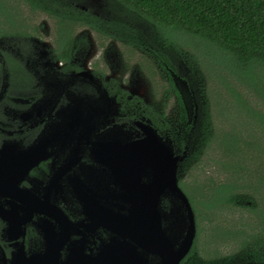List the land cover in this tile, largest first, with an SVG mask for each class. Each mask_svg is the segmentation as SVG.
<instances>
[{
  "label": "flooded vegetation",
  "instance_id": "flooded-vegetation-1",
  "mask_svg": "<svg viewBox=\"0 0 264 264\" xmlns=\"http://www.w3.org/2000/svg\"><path fill=\"white\" fill-rule=\"evenodd\" d=\"M35 25L38 35H0L3 264H46L47 253H54L55 264H109L104 219L110 163L97 158L103 148L97 143H119L126 133L138 140L148 124L175 147L169 136L172 109L144 105L147 96L132 93L137 81L131 77L127 86L118 78L114 71L132 58L117 55L111 46L105 51L111 40L87 35L80 40L76 32L61 50L55 35L49 42L42 38V25ZM99 49L105 55H97ZM170 77L175 80L172 72ZM152 110L154 121L144 115ZM46 222L54 232L51 239L44 233Z\"/></svg>",
  "mask_w": 264,
  "mask_h": 264
},
{
  "label": "trees",
  "instance_id": "trees-1",
  "mask_svg": "<svg viewBox=\"0 0 264 264\" xmlns=\"http://www.w3.org/2000/svg\"><path fill=\"white\" fill-rule=\"evenodd\" d=\"M76 1L0 0V35H38L33 18L41 12L54 21L61 50L80 28L119 43L128 61L140 50L139 69L152 79L162 71L167 75L164 94L173 92L184 121L186 106L170 73L182 79L181 68L186 71L197 117L182 138L169 132L176 149L187 147L178 184L191 204L196 235L186 264H264V141L246 140L243 128L222 133L213 120L209 90L210 63L229 71L237 84L227 83L228 97L217 98V104L231 110L234 121L244 116L264 138V111L255 103L251 108L242 93L248 89L264 104V0H104L105 16L77 7ZM152 112L144 115L154 121ZM214 143L221 145L217 165L228 180L185 181L183 167L187 175Z\"/></svg>",
  "mask_w": 264,
  "mask_h": 264
},
{
  "label": "water",
  "instance_id": "water-1",
  "mask_svg": "<svg viewBox=\"0 0 264 264\" xmlns=\"http://www.w3.org/2000/svg\"><path fill=\"white\" fill-rule=\"evenodd\" d=\"M141 86L136 84L132 93L144 97ZM129 138L126 133L119 143H97L103 147L97 158L110 163L111 189L104 219L110 232L109 264H152L151 256L154 264H180L196 235L191 204L178 184L187 147L176 149L171 139L164 141L148 124L143 125L142 138ZM44 233L53 238L51 224L46 222ZM52 254L47 253L46 264H55Z\"/></svg>",
  "mask_w": 264,
  "mask_h": 264
},
{
  "label": "rangeland",
  "instance_id": "rangeland-1",
  "mask_svg": "<svg viewBox=\"0 0 264 264\" xmlns=\"http://www.w3.org/2000/svg\"><path fill=\"white\" fill-rule=\"evenodd\" d=\"M66 1V0H65ZM21 2V1H20ZM104 0H77L76 6L82 7L84 10L94 12L95 14H101L102 16L107 15L106 12L103 11L102 4ZM22 3V2H21ZM67 3V2H66ZM24 4L22 3L21 6ZM25 12L27 13L26 8H24ZM38 14L34 16L33 18V24H41L42 25V32L43 33V39L48 40L51 42L54 39V21H52L50 18H48L45 14L41 12H37ZM45 27V29H44ZM88 30V31H87ZM77 35L80 37H85V35L89 36L91 40H97V35L95 33L91 32L87 28H80L77 29ZM103 40V39H101ZM103 46H105L104 50L107 51V48L111 46L112 49H114L115 53L118 55L120 52L123 54V47L115 42L110 41V43H106ZM105 51H98L96 53L97 55H105ZM121 57V56H120ZM134 57L130 61V64L128 66L124 67L122 64L121 70H115V74L118 76L121 81H124L127 86L130 84L128 83V80L133 77L137 84L142 85V90L144 91V95L147 96L146 98L148 101L144 105L147 106H153L155 109H158L159 112L166 111L167 107L172 109V120H174L172 131L174 133L175 137L182 138L184 136L185 128L187 127V124L191 123L193 119H195L197 116L195 114V106L193 108V104L196 102L194 94L192 95V92L190 90L189 85L187 84V79H190L187 77L186 71L182 70L181 68V74L184 75L182 79H179L180 77H177L174 73V83L179 90V93L181 94L182 100L186 106V110L188 113L187 119L184 121L180 116L181 113V107L178 105V100L173 95V92H169V94L165 93V87L167 88V82L168 80L167 75L164 74L162 71L161 76L155 77L152 79V77H148L143 73L140 69H138L139 60L140 58ZM124 59V57H123ZM137 60V61H136ZM136 61V62H135ZM186 66V65H185ZM209 75H210V82H209V90H210V100H211V109H212V115L213 120L215 122V126L218 127L219 130H222V133L224 132H230L231 129L234 127L235 130L239 131L243 128L241 134L246 137V140H253L257 138L258 141H264L263 137H260V132L252 122L247 120L244 116H239L238 120L234 121V118H230L233 113L229 114L231 110L224 111L222 104H217V98L220 100H226L228 97V89L227 86L231 85L233 86L237 84L236 81H234L233 77L230 76L229 71H225L222 69L215 70L210 63L209 65ZM171 75V73H170ZM218 77H220V80L222 82V85H220V82L218 80ZM186 79V80H185ZM191 80V79H190ZM176 81V82H175ZM229 83V85L227 84ZM239 87V86H238ZM241 88H243L241 86ZM242 90V89H241ZM242 93L246 95V99L250 104V107L253 108V103L257 105V107L264 111V104L262 101L260 102L259 99L256 98V95L253 94L250 90H242ZM156 97V98H155ZM146 100V99H145ZM230 103V100H228ZM161 107V108H160ZM198 114V113H197ZM180 117V118H179ZM181 119V121H179ZM198 119V118H197ZM170 119V121H172ZM192 129V128H191ZM191 131V130H190ZM260 137V138H259ZM221 147L220 144L214 143L210 150V154H208V157L203 158L201 164H197L194 168L192 167L189 169L188 174L184 175L183 169H182V176L185 177V181L191 183L192 181H196L199 184H204V182L207 179H214L215 182H224L228 180V172L222 170L221 165H217V162H219V156L221 155ZM216 157V158H214ZM221 163V162H220ZM205 227H208V223L206 222ZM207 236V235H203Z\"/></svg>",
  "mask_w": 264,
  "mask_h": 264
}]
</instances>
